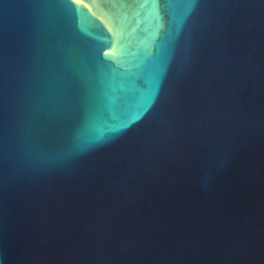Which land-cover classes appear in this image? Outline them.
I'll use <instances>...</instances> for the list:
<instances>
[{
    "label": "water",
    "instance_id": "obj_1",
    "mask_svg": "<svg viewBox=\"0 0 264 264\" xmlns=\"http://www.w3.org/2000/svg\"><path fill=\"white\" fill-rule=\"evenodd\" d=\"M0 264H264V0H0Z\"/></svg>",
    "mask_w": 264,
    "mask_h": 264
}]
</instances>
